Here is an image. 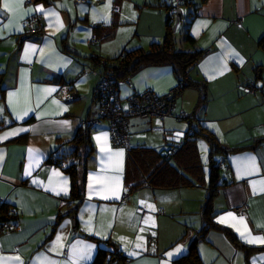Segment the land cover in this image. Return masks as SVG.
Listing matches in <instances>:
<instances>
[{
    "label": "crops",
    "instance_id": "obj_1",
    "mask_svg": "<svg viewBox=\"0 0 264 264\" xmlns=\"http://www.w3.org/2000/svg\"><path fill=\"white\" fill-rule=\"evenodd\" d=\"M4 2L0 137L16 134L0 139V203L15 209L17 229L0 235V264H92L99 248L113 247L126 254L122 264H174L195 238L203 264L264 263V0H189L179 6L180 40L172 32L177 50L203 53L189 74L207 88L206 102L194 115L199 127L222 147L241 149L221 171L212 214L239 243L261 249L248 261L220 231L198 238L210 173L198 148L200 139L207 144L204 138H194L201 172L198 182L186 175L192 186L149 185L156 166L113 148L105 119L89 129L92 151L76 176L80 197L71 195L70 176L47 164L53 154L69 155L81 124L99 118L93 90L102 69L95 59L117 58L110 48L119 55L161 44L167 19L171 26L175 21L174 0H8L11 12ZM34 15L41 16L42 35L24 40L25 23ZM92 37L96 43L89 44ZM86 44L98 50L88 53ZM175 85L170 66H143L118 81L120 106L126 109L122 103L134 92L164 96ZM249 85L256 86L254 95L244 93ZM69 93L78 99L66 101ZM198 97L194 89L182 91L164 120L130 117L132 151L158 155L182 143L189 121L178 115L191 116Z\"/></svg>",
    "mask_w": 264,
    "mask_h": 264
},
{
    "label": "trees",
    "instance_id": "obj_2",
    "mask_svg": "<svg viewBox=\"0 0 264 264\" xmlns=\"http://www.w3.org/2000/svg\"><path fill=\"white\" fill-rule=\"evenodd\" d=\"M36 1L42 2L44 4H50L52 3L53 0H36ZM171 23H172L171 17H169L167 19V24H166V36L161 44L153 43L152 45H150L147 51H144L142 49H136L132 51L124 50L118 55L117 58L112 60V64H109V61H102L98 59H95V64L101 67L102 69L101 74L108 73L112 85L114 86L116 94H118L119 80H125V79L127 80L129 76L134 74L137 70H139L143 66H162V65H168L172 68L173 74L176 79V85L179 86L181 92L190 88L197 91L199 97L194 113L191 116L186 117V119L189 121L188 123L189 125L192 122L195 125L193 128L189 126L187 135H185V138L182 143H171L170 145H168V148L162 154H158V155H153L151 151H147V150H140L138 152L132 151L131 146L126 151L137 159L145 160V158H149L152 165L156 166L154 167L153 171L148 175L147 182L149 185L163 187V188L192 186L193 181L190 177H194L198 182L199 180L197 178L201 172L200 170L201 166L199 163L198 155L196 153L194 138L196 137L204 138L207 144L209 145L208 165L210 167V173H209V182L207 188V197L201 208V216L203 218L204 223H203V227L199 232L198 238L201 239L204 238L205 234L209 230L220 231L230 240V242L233 244L235 248L241 250L244 253L245 260L248 261L247 258L250 256L251 252L258 250L260 251L261 249L249 248L239 243L234 233H232L229 229L220 227L213 222V214H212V200L215 197L216 193L218 192L219 188L222 186V184L220 183L221 171L222 173L227 172L229 159H230L229 155L231 153L238 152L241 149L240 148L227 149L225 147H222L219 143H217L214 137H212L210 134L205 133V131L201 129V127H199L197 121L195 120L194 115L196 111L200 110L206 102L207 88L205 83L192 80L189 74L192 68L197 64L199 59L202 57L203 53L195 50L192 51L177 50L172 40L173 33H172ZM114 26L115 25L112 24L110 29H113ZM184 39L190 45L193 43L187 31L184 33ZM120 57H122V60H119ZM101 74L99 75V78ZM98 82L93 90V99L96 102V104L99 106L94 96V91L98 85ZM100 119L103 118L101 117L99 110L98 120H89V121L98 122ZM83 123L81 124L75 137L71 141V144H73L74 146L69 151V155L53 154L47 160V164H51L53 166H57L63 169V171L70 176L72 180L71 195L73 197L81 196L80 186L78 185V182L76 180L77 171L80 168H84L85 157H87L92 151V147L89 143V129L91 127ZM174 146L176 147L175 152L171 153L172 148ZM69 157L73 161H71L69 164H66V159ZM52 158L54 159L52 160ZM223 158H227V161L226 164H224V167L222 168L219 167V164L222 162ZM83 170L85 172V169ZM186 175L187 176L191 175V176L186 177ZM139 186H141V183L134 184L132 189H136ZM7 208L8 206L5 204H3L0 207V221L7 222L9 220L5 216ZM122 254L123 252L115 249V247H113L112 251L99 248L92 264H105V260L107 256H110V261L108 262V264H116L124 260L122 258ZM174 264H203V263L200 257L198 256L195 247L193 246L186 256L179 258L177 261H175Z\"/></svg>",
    "mask_w": 264,
    "mask_h": 264
},
{
    "label": "built area",
    "instance_id": "obj_3",
    "mask_svg": "<svg viewBox=\"0 0 264 264\" xmlns=\"http://www.w3.org/2000/svg\"><path fill=\"white\" fill-rule=\"evenodd\" d=\"M188 0H174L175 8H178ZM78 1H75V4ZM25 30L22 35V39H32L42 35L43 27L41 23V16L34 15L27 19L25 23ZM96 43L95 37L89 41V44ZM119 60H122L120 57ZM245 94L254 95L257 92L255 85H249L243 89ZM181 91L178 85H175L166 95L156 96L150 91L134 92L128 98V104L126 109H122L120 106V97L116 94L114 86L110 80L108 73H102L98 85L94 91L95 99L100 107V115L103 119L108 121V134L110 144L113 148H121L128 150L130 148L129 133L127 127V120L130 117L138 118H151L155 117L160 120L171 117L173 115V109L177 98L180 96ZM78 99L77 95L69 93L66 96V101H74ZM187 115L180 113L179 119H186ZM97 121H85L83 124L93 127ZM194 123H190L191 128L194 127ZM175 146L172 148L171 153L175 152ZM54 158H52L53 160ZM227 158H223L219 167H224ZM51 165V164H48ZM3 204L0 203V207ZM5 216L9 219L7 222L0 221V235L9 234L17 229L16 211L13 207L8 206ZM123 261L116 264H122L128 261L125 253L122 254ZM110 261V256H107L105 264Z\"/></svg>",
    "mask_w": 264,
    "mask_h": 264
},
{
    "label": "rangeland",
    "instance_id": "obj_4",
    "mask_svg": "<svg viewBox=\"0 0 264 264\" xmlns=\"http://www.w3.org/2000/svg\"><path fill=\"white\" fill-rule=\"evenodd\" d=\"M180 24V23H179ZM177 30V29H176ZM175 35H177V38H175L176 36ZM180 34H179V32L178 31H175L174 32V38L177 40H180ZM104 45L106 44L105 42L103 43ZM85 50H87V52L88 53H91V52H95V51H97L98 49L94 46H89V45H85L84 47H83ZM108 52H109V54H111L110 56H118L117 54L118 53H116L117 51H113L112 50V48H110L109 50H108ZM109 64H112V59H110L109 60ZM99 79V78H98ZM122 107L123 108H126L127 107V103H122ZM198 148H199V151H200V157H201V159H202V161H203V163H206L207 162V157H208V146H207V144L205 143V141H203V140H199L198 141ZM259 264H261V263H259ZM262 264H264V263H262Z\"/></svg>",
    "mask_w": 264,
    "mask_h": 264
},
{
    "label": "water",
    "instance_id": "obj_5",
    "mask_svg": "<svg viewBox=\"0 0 264 264\" xmlns=\"http://www.w3.org/2000/svg\"><path fill=\"white\" fill-rule=\"evenodd\" d=\"M183 20V13H182V10L180 8H177L175 10V21L173 23V26H172V32H175L177 26L179 23H181ZM73 225H75V223L73 222ZM197 241V238L194 239L193 243L190 245V248L191 249L194 245V243Z\"/></svg>",
    "mask_w": 264,
    "mask_h": 264
},
{
    "label": "snow or ice",
    "instance_id": "obj_6",
    "mask_svg": "<svg viewBox=\"0 0 264 264\" xmlns=\"http://www.w3.org/2000/svg\"><path fill=\"white\" fill-rule=\"evenodd\" d=\"M3 9L6 10V11H9L11 12L12 11V6L10 5V3L8 2V0H5L4 4H3ZM40 11H43V9H40ZM16 133H6L5 136L3 137H0V139H7L8 136H11V135H15ZM259 239V238H257Z\"/></svg>",
    "mask_w": 264,
    "mask_h": 264
}]
</instances>
